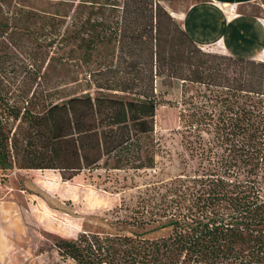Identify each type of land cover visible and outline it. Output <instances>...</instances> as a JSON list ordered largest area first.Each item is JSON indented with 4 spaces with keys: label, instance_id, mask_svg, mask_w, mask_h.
<instances>
[{
    "label": "trees",
    "instance_id": "obj_1",
    "mask_svg": "<svg viewBox=\"0 0 264 264\" xmlns=\"http://www.w3.org/2000/svg\"><path fill=\"white\" fill-rule=\"evenodd\" d=\"M42 1L0 0V76L12 47L43 63L34 90L0 92V170L152 171L160 107L177 110L199 161L109 210L106 229L58 237L56 254L264 264V62L197 45L161 0Z\"/></svg>",
    "mask_w": 264,
    "mask_h": 264
},
{
    "label": "rangeland",
    "instance_id": "obj_2",
    "mask_svg": "<svg viewBox=\"0 0 264 264\" xmlns=\"http://www.w3.org/2000/svg\"><path fill=\"white\" fill-rule=\"evenodd\" d=\"M197 1L161 0L160 4L168 13H172L179 24L178 19ZM25 5L40 8L45 4L42 0H30ZM240 11L264 18V0L246 5ZM210 49L207 48L212 51ZM25 51L24 47H12L7 51L0 76V92L3 89L16 96L23 90L35 89L36 85L30 78L36 64L43 63L38 61L32 68L27 67L23 57ZM184 134V128L178 122L177 110L160 107L155 118L153 135L156 155L152 171H112L100 167L67 173L62 177L59 172L53 171H22L16 167L0 170V183L13 188L12 194L28 204L41 227L36 254L25 264H74L54 251V242L58 237L75 238L83 231L106 229L104 224L110 219L109 210L115 206L122 202L134 204L144 188L153 182L167 181L180 172L195 170L199 161L186 151ZM7 190L0 191V197Z\"/></svg>",
    "mask_w": 264,
    "mask_h": 264
},
{
    "label": "crops",
    "instance_id": "obj_3",
    "mask_svg": "<svg viewBox=\"0 0 264 264\" xmlns=\"http://www.w3.org/2000/svg\"><path fill=\"white\" fill-rule=\"evenodd\" d=\"M256 1L199 0L178 19L179 24L205 49L264 62V18L240 11ZM5 189L0 197V264H25L36 254L41 227L28 204L0 183V191Z\"/></svg>",
    "mask_w": 264,
    "mask_h": 264
}]
</instances>
